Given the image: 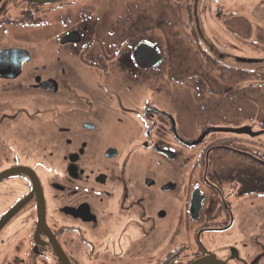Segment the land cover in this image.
Returning a JSON list of instances; mask_svg holds the SVG:
<instances>
[{
    "label": "flooded vegetation",
    "instance_id": "af4514ba",
    "mask_svg": "<svg viewBox=\"0 0 264 264\" xmlns=\"http://www.w3.org/2000/svg\"><path fill=\"white\" fill-rule=\"evenodd\" d=\"M85 1L0 0V264H264V122L237 125L225 82L196 92L187 135L170 45ZM196 1L208 71L264 83V57L196 22L264 28V0Z\"/></svg>",
    "mask_w": 264,
    "mask_h": 264
},
{
    "label": "rangeland",
    "instance_id": "374dc122",
    "mask_svg": "<svg viewBox=\"0 0 264 264\" xmlns=\"http://www.w3.org/2000/svg\"><path fill=\"white\" fill-rule=\"evenodd\" d=\"M206 1L213 9L216 8L212 0ZM198 2L201 3V0ZM198 2H195L196 5ZM79 4L89 6L93 4L92 8L99 13L104 10L113 12L116 29L121 33L124 32V27L127 25V28L133 29L132 32L145 31L144 39H151L150 35H152L160 45H170L171 49L165 53L166 67L172 74L179 70L181 102L182 107L185 108L183 124L184 130H189L187 135L193 136L194 133L198 132L196 127H193L194 109L200 108V99L196 92H201L203 89L209 91V88L213 89V87H223L222 83L225 84V82L227 86H231L233 94L239 93L237 98L234 97L236 103H247L245 107L248 110L243 113L244 115L237 118V125L247 124L249 116L253 119L252 122L254 123L251 122L253 126H259L262 121L264 122V89L259 88L264 86V83L253 78H249L247 81L238 77L223 79L214 66L212 74L208 71L210 68L208 63L211 61L202 48L197 49L191 42L193 41L191 36L192 20L186 14V0H95L90 3L79 2ZM197 14L199 15L198 11ZM218 18L215 14L204 16L203 19L198 16L196 22L198 25H202L204 22V25L210 27L211 34L209 36L211 39L213 38L216 44H220L222 50L226 49L232 54L245 57H264V28H255L252 31L244 28L240 29L239 33L237 31H227L226 33ZM238 34L241 36L238 37ZM193 75H199V79L192 78ZM203 76L205 77L204 80H202ZM207 76L210 78L207 79ZM203 82L205 84L202 86ZM246 95H248L247 99L241 98ZM228 111L231 116H234L232 111ZM212 117L214 116L212 115ZM214 121L216 124L227 123L224 118L217 119L216 117ZM256 142L259 143L260 140ZM197 152V150L186 149V157L193 159Z\"/></svg>",
    "mask_w": 264,
    "mask_h": 264
},
{
    "label": "water",
    "instance_id": "95a60500",
    "mask_svg": "<svg viewBox=\"0 0 264 264\" xmlns=\"http://www.w3.org/2000/svg\"><path fill=\"white\" fill-rule=\"evenodd\" d=\"M147 46L146 45H142V46H140L139 47V53L141 52V51H144V49L146 48ZM149 47V46H148ZM213 51H214V54L216 55V56H218V55H221L222 54V52L221 51H219L217 48H213ZM211 131H213V130H211ZM234 133H240V134H245L247 131H245V130H243V129H238V130H236V131H233ZM260 134H262V133H260ZM260 134H257V135H255V136H260ZM196 144V143H195ZM194 144H190V146H193Z\"/></svg>",
    "mask_w": 264,
    "mask_h": 264
}]
</instances>
